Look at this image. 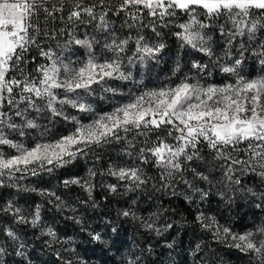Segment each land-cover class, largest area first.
Instances as JSON below:
<instances>
[{
	"label": "snow or ice",
	"instance_id": "snow-or-ice-1",
	"mask_svg": "<svg viewBox=\"0 0 264 264\" xmlns=\"http://www.w3.org/2000/svg\"><path fill=\"white\" fill-rule=\"evenodd\" d=\"M169 192L202 234L264 264V0H0V264H33L37 241L87 264L76 248L107 252L129 222L143 246L121 244L118 264H146L179 226L151 199ZM238 195L259 214L233 219Z\"/></svg>",
	"mask_w": 264,
	"mask_h": 264
},
{
	"label": "rangeland",
	"instance_id": "rangeland-1",
	"mask_svg": "<svg viewBox=\"0 0 264 264\" xmlns=\"http://www.w3.org/2000/svg\"><path fill=\"white\" fill-rule=\"evenodd\" d=\"M259 70L260 65L257 63L256 71L259 72ZM242 183H244L246 186L251 187L258 184V178L250 175ZM205 207H210V209L213 211H223L225 214H227L228 212V207L225 205L224 201H221L217 196H213L212 200ZM230 208L232 211L233 219L243 217L244 220H248L251 219L253 213H256L257 215L259 214V210L254 208L253 204L249 202V198L246 196H236ZM169 222L171 221L169 220ZM60 234H67L68 236H72L70 233H66L64 231H61ZM74 239L78 243L84 240V238L79 235L75 236ZM169 242L171 241L162 239L161 243L158 246L152 245L153 251L150 252V254L153 252H158L160 254V257L168 264H175L178 255L182 256V261L180 264H200V261L204 259L203 252L193 255V249L195 247H192L188 243L184 244L183 246L181 245L180 247L174 245V247L170 249L166 246ZM121 244L124 245V248L121 249V251H123L124 249H132L134 246H137L130 235L120 233L116 240V246L107 251L108 260L106 261L103 260L102 256L104 252H102L99 247H94L92 244H89L87 242L81 243V245L86 246L87 249H91L95 253L89 254L88 258L85 254H82L80 252L79 247L76 248V252L79 254L80 259L86 262L87 259H89L95 264H118V262L121 260V253L117 251V248L120 247ZM39 245L40 242L37 241L36 252L33 253L31 252V249L29 250V258L33 260V264H44L45 261L47 262V264H60L61 258L65 260L75 259V257H70L68 254H66L65 249L68 247V245H64L63 247H61L60 245H56L52 249L44 250H41ZM209 245L211 246V248H218L219 251L225 256V264H244V258L241 257L234 249L227 248L224 245L213 241L211 237ZM56 252L60 253L59 258L55 254ZM37 256H39L40 259H37ZM235 256H238L239 258H234ZM5 259L6 264H21V261L24 259V257H17L12 255L10 257H6Z\"/></svg>",
	"mask_w": 264,
	"mask_h": 264
},
{
	"label": "trees",
	"instance_id": "trees-1",
	"mask_svg": "<svg viewBox=\"0 0 264 264\" xmlns=\"http://www.w3.org/2000/svg\"><path fill=\"white\" fill-rule=\"evenodd\" d=\"M100 154H101V158L103 159L106 153H100ZM91 160H92V157L89 156L87 158V163L89 164V166H91ZM85 163H86L85 160L83 159L80 160L77 166V169H74V171L82 170L84 168ZM56 175L57 177H60L62 174L57 173ZM36 179H39V178H36ZM44 179L46 180L47 178L45 177ZM25 182L36 184V180L31 177L26 178ZM53 182H55V180ZM36 186L48 187V184L42 183ZM58 195H61L62 199L67 198L66 195H63L61 193H58ZM70 195L78 197L81 195V193L78 189L73 188ZM159 196L160 194L156 193L151 197V199L155 201V205L158 206L162 204L164 208L167 210H175L176 214L174 216L171 214V211H168L167 214L170 217L169 220L171 222L179 221V226L174 227L172 230H170L171 235H168L167 233H165L167 240L173 242V237H175L174 245L177 247H180L181 245L183 246L186 243H188L192 247H195V245L199 243L201 244V247L203 248L202 252L204 255V260L206 262H214V264H225V256L219 251L218 248L216 247L211 248V246L209 245L210 244L209 235L202 234L200 230L196 228L195 225L192 224V218L189 215L190 210L188 209L187 204L184 202L183 197L179 194H177L176 196H173L171 192L163 195L162 199H157V197ZM139 198L141 199L142 208H148L150 211L157 210L155 206L149 205V197L141 194ZM97 199H99V197H97ZM113 203L115 202L113 201ZM101 210H104V209H101ZM53 214H56L55 210H53ZM70 215H71L70 212H67V211L63 212L61 215H58V222L61 226L60 232L64 231L66 233H70L71 235H73V232L78 231V230L71 221H68L65 219L66 217ZM181 217L187 218L188 223L185 224L184 221L181 220ZM121 233L130 235V237L134 240V242L137 245L143 246L140 244V240L142 239V237L139 239L137 238L138 233L136 231V225L133 224L132 222L125 224ZM161 240L162 239L159 237L152 238V245L158 246L161 243ZM79 250L82 254H85L86 257L88 258H89V254L95 253L91 249L89 250L87 249L86 246H82V245H80ZM102 256H103L104 261L108 260L107 252H104ZM234 258H239V257L235 256ZM144 260L146 261V264H168L160 257V254L158 252H153L151 254L146 253ZM181 261H182V256L178 255V258L176 259L175 264H180ZM87 264H95V263L87 259Z\"/></svg>",
	"mask_w": 264,
	"mask_h": 264
}]
</instances>
